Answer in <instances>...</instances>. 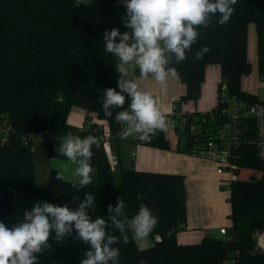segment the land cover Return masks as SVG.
<instances>
[{"label": "trees", "instance_id": "16d2710c", "mask_svg": "<svg viewBox=\"0 0 264 264\" xmlns=\"http://www.w3.org/2000/svg\"><path fill=\"white\" fill-rule=\"evenodd\" d=\"M234 7L235 13L225 25L216 22L217 14L208 28L198 29V41L184 62L177 63L173 56L168 64L177 70L180 83L186 86L179 104L197 102L205 81V67L210 64L220 67L222 82L217 93L224 83L226 96L249 102L258 100L255 94L241 89V80L252 69L247 58V26L254 24L258 73L264 85V0H239ZM125 12L120 0H0V222L9 227L19 223L23 212L37 202L67 204L76 209L88 192L96 196L93 207L87 210L91 218H104L107 233L120 238L113 245L120 251L119 264H139L141 259L146 264H230L231 260L236 264H264V251L255 237L264 232V170L257 159L253 130L242 138L241 164L259 176L249 174L250 178L229 184L231 226L223 238L205 235L197 243H178L177 234L186 224L187 192L182 175L126 167L119 169V179H115L105 151L106 134L116 140L169 149L164 130H158L146 141L118 137L115 115L129 107L127 94L123 109L113 108L110 119L105 117L100 102L105 89L119 91L115 68L118 58L105 51L104 33L113 28L121 33L130 31L122 20ZM204 45L211 51L196 60V52ZM133 76L140 77L138 67ZM72 107L96 114L98 120L106 122V129L97 124L81 129L70 126L67 120ZM205 113L194 111L189 117L198 123ZM217 118L212 122L207 118L195 133L178 128L175 132H183L185 142L176 150L198 154L201 145L215 135L220 124ZM68 132L99 140L100 146H93L90 161L95 169L94 181L78 191L71 181L56 179L61 170L50 169L48 185L38 186L33 152L23 142L33 145L35 137H40L48 160L63 159L65 156L55 149ZM138 194L141 200H137ZM119 197L126 205L129 220L141 203L158 218L148 235L153 240L157 238L153 246L139 248L130 229L126 230L129 242H123L121 232L108 219L107 210L109 204L116 206ZM48 243L51 249L37 254L40 264H81L89 248L76 239L74 228L62 242L55 240L53 232Z\"/></svg>", "mask_w": 264, "mask_h": 264}, {"label": "clouds", "instance_id": "9594fccd", "mask_svg": "<svg viewBox=\"0 0 264 264\" xmlns=\"http://www.w3.org/2000/svg\"><path fill=\"white\" fill-rule=\"evenodd\" d=\"M126 12L122 17L124 26L130 31L121 33L113 28L105 31V51L118 58L116 71L119 74L117 86L104 90L101 103L105 117H112V109L120 108L130 98L129 107L115 115V120L124 127L119 133L122 139L135 136L146 141L158 130H166L168 122L160 111L156 100L147 91L140 89L136 78H129L130 73L138 67L140 77L150 76L163 83L169 76H177V70L168 67L174 56L177 63L187 59V53L200 36L198 29L208 28L213 18L223 26L235 13L239 0H120ZM119 38V42H117ZM211 51L207 45L195 54L201 60ZM99 148V140L92 135L84 138L68 132L55 151L67 157L75 164L74 179L71 185L78 191L92 183L91 159L93 146ZM67 166L58 171L56 179L65 180ZM84 200L76 209L67 204L60 206L48 202H37L30 210L23 212L19 223L11 227L0 222V264H40L37 254L51 249L48 243L55 232V240L62 242L66 236L76 231V239L89 245L81 264H119L120 251L113 245L120 238L109 235L107 222L102 217L92 219L88 209L93 207L96 196L86 192ZM137 200L141 196L137 195ZM78 200L79 198H75ZM125 203L121 197L113 208L108 205V219L117 228L125 244L129 242L126 230L134 232L136 238H146L158 223V218L147 205L141 203L139 210L131 220L125 212ZM139 264H146L141 259Z\"/></svg>", "mask_w": 264, "mask_h": 264}, {"label": "crops", "instance_id": "0c3cea01", "mask_svg": "<svg viewBox=\"0 0 264 264\" xmlns=\"http://www.w3.org/2000/svg\"><path fill=\"white\" fill-rule=\"evenodd\" d=\"M251 25H253V27L255 28L254 24H249L247 26V58L250 64H251L250 57H253L255 53H256V59H257V35H256V30L254 32V28ZM250 27H252L251 30H250ZM253 32L255 33L254 36H253ZM171 60L172 58L170 59L169 63L171 62ZM218 69L220 70L219 65H217L216 68L212 67L211 64L205 67V74L208 78L209 86L208 88H206L205 85H202L200 98H202L203 96H206L207 98H210L211 103H213V100L215 99L214 97H216L217 102H218V93H217L218 87L217 89H215L217 80L211 81L212 76L217 72ZM243 77L241 80V89L246 93H250L246 91L243 86V83H242ZM130 78H136L140 89L151 93V95L156 100L160 111L165 115H169L172 112V110L178 106H179V109L182 111V113H185V114H189L194 111L200 112L199 110H197L196 106L194 107L193 110H189V108L187 107L180 106L181 103L179 104V99L185 95L186 86L180 83L178 76H175V77L169 76L166 79V81L163 83H159L155 81V79L152 78L151 76L148 79H144L141 77H134L133 73L131 74ZM196 103L194 104L196 105ZM199 106H201L200 101H199ZM215 106L211 110H213ZM73 108L74 107H72L71 110H73ZM201 109H205V108H201ZM81 114L83 115V113ZM91 114H94V113H91ZM84 117L87 118L88 115H84ZM99 121L100 122H95V123L99 126H102L104 129H106L107 127L106 122L101 121V120ZM67 122L69 124L68 120ZM69 125L75 128L80 127V126H77L76 124H69ZM80 125H82V123ZM177 134H178V140H177L176 146L177 147L178 145L183 146L185 142V136L183 132H180ZM181 136H182V142H180ZM35 139L36 140L38 139L39 141H41L42 148H43L44 147L43 142L40 139V137H35ZM35 139H34V142H35ZM110 141L111 143L109 144ZM125 142L127 141L116 140L115 138H112L107 134L105 136V146L107 147L110 155L112 151L113 153H115L116 156H118V162H119L120 168L127 167L131 169L129 166V162H130V159H134V162L132 163L135 167V168L133 167L135 170L146 171V172H156V173L179 174L184 177V186L187 192L186 224L184 225L183 229L180 230L177 234V241L179 244L197 243L205 235H209L214 238H221L219 234V230L221 228H225L227 231H229L230 226H231L230 222L228 223L229 226L228 224H226L227 227L223 226V221H222L223 198L221 194L219 193L220 184L218 182V179L220 176L216 174V168L215 170L212 169L210 171H204L203 166H201L198 163V160L194 159L188 154H176V153H167V152H160V151H159L160 152L159 154L161 156V161L153 162L152 160H148L147 156L152 158L153 155L155 154L154 151L147 150L145 149V147L138 146V145L136 146L129 145L130 146V149H129L127 145H125ZM126 148L130 150L129 152L130 157L128 156V158L124 157L120 152L121 150L123 152L124 150H126ZM135 151H138V157ZM53 160H56V159L48 160V163H47V177L45 178V180L43 179L44 180L43 185H45V187L49 183V171L50 169H53L51 168L52 167L51 161ZM34 167H35V175H36L37 184L38 186L41 187V184H39L40 177L37 174L35 162H34ZM57 167H59L58 169L63 170V168L60 165ZM94 173H95V169H94L93 174ZM44 177H45V174H44ZM69 177H71V179H74L73 172L68 171L67 177L65 175V180L66 178H69ZM229 197H230V193H229ZM229 197H228V200H229ZM229 212H230V204H229V209L227 212L228 215H229ZM148 238L149 239L147 240L145 239V241H143L142 247L139 245V243L137 244L136 240L135 242L139 248L153 246L154 241H156L157 238H155L154 240L151 239L150 237ZM256 243L258 247L264 251V232L260 233L256 237Z\"/></svg>", "mask_w": 264, "mask_h": 264}, {"label": "built area", "instance_id": "2783aa9c", "mask_svg": "<svg viewBox=\"0 0 264 264\" xmlns=\"http://www.w3.org/2000/svg\"><path fill=\"white\" fill-rule=\"evenodd\" d=\"M77 3H84L97 0H74ZM264 18V17H263ZM226 84H222L218 92V102L214 111L205 113L200 118V122L192 121L189 114L175 107L169 115H165L169 127L176 131L178 128L184 130L187 128L189 132L198 131L201 124L205 123L207 118L210 122L217 118L220 124L216 127L215 135L208 138L201 145L198 155L212 161L216 166V174L218 176H227L223 179L224 185H229L232 181L241 180L243 172L247 171L241 162L243 161L242 138L252 130L255 132V150L257 159L264 170V95L256 102L237 99L236 97L226 96ZM217 116V117H216ZM250 123L252 125H250ZM119 125V133L124 127ZM120 135L118 134V137ZM135 136H129L133 138ZM23 146L30 148L33 152V145L25 140ZM250 178V175H248ZM221 236L227 235V230L221 228L219 230ZM259 234H256L257 237ZM230 264H236L231 260Z\"/></svg>", "mask_w": 264, "mask_h": 264}, {"label": "rangeland", "instance_id": "374dc122", "mask_svg": "<svg viewBox=\"0 0 264 264\" xmlns=\"http://www.w3.org/2000/svg\"><path fill=\"white\" fill-rule=\"evenodd\" d=\"M251 26L253 27V25H251ZM252 27H250V30L252 29ZM254 32H255V28H254ZM254 32H253V36L255 34ZM250 60H251V67H252L251 72H250V74L245 75L243 77V82L242 83H243V86H244L246 91H248V92H250L252 94H255V96L257 98L261 99L263 97V95H264V85H263L262 80L260 79V76H259V73H258L256 53H255V55H253V57H250ZM211 66L215 67V68L217 67L216 64H211ZM131 74L132 73H130L129 78L131 77ZM212 78H211V81L212 80L213 81L217 80L216 87H215V89H217L219 84L222 82L219 69L212 76ZM208 83H209L208 82V78H207V76L205 74V82H204L203 85H205V87L208 88V86H209ZM214 98L215 99L213 100V103H211L210 98H207L206 96H203L202 98H200V97L198 98L196 105L194 104V102L188 101V102L181 103L180 106L181 107H187V108H189V110H193L194 107L196 106L197 110H199L201 113H205V112L211 110L217 104V99H216V97H214ZM199 101L201 103V106H199ZM201 108H205V109H201ZM81 113H83V115ZM84 115H88V117L85 118ZM68 121H69V124H76L77 126H80V127H78V129H81L83 127H88L87 125H90V124H96L95 122H100L97 119L96 115L91 114L90 112H87V111H85V110H83L81 108H78V107H74L73 110H71V112L69 114ZM81 123H82V125H80ZM164 135L168 139V143H169V149L168 150H163V149L150 147V146L138 145V146L145 147V149H147V150L154 151L155 154L153 155L152 158L147 156L148 160H152L153 162L161 161V156L159 154L160 152L183 154V153L178 152L176 150L177 149L176 144H177V140H178V134L174 130H172L169 127V125H167L166 130H164ZM38 139L37 140L35 139V142L33 143V158H34L35 166H36V169H37V174L40 177L39 184H41L42 188H45V185H43V181L47 177V163H48V160H47V158H45L46 157L45 153H43L44 152V149H43L44 147L42 148L41 141H39ZM180 142H182V136L180 138ZM110 143H111V141L109 142V144ZM125 145H127V147L130 149L129 145L136 146L137 144H133L131 142H125ZM43 146H44V144H43ZM172 146H173V148H172ZM129 149L126 148V150H124L123 152L121 150L120 152H121V154L124 157L128 158V156L130 157V153H129L130 150ZM105 151L108 153V159L110 161V164H111V167H112V170H113V173H114V177H115L116 180H118L119 179V173L118 172H119V169H120L119 162H118V156H116L115 153H113L112 151H111V155H110V153H109V151H108L106 146H105ZM135 153L137 154V157H138V151H135ZM169 155H171V154H169ZM188 155H190L194 159L198 160V163L201 166H203V170L204 171H210L212 169L215 170L216 166H215V164L212 161H210V160H208L206 158H203L202 156H200L198 154H188ZM51 162H52V167L51 168H53V169H58L59 167H57V166H59V165L63 169H64L65 166H67L68 171L73 172L75 167H76L75 164H72L71 162L68 161L67 157H65L63 159H56V160H53ZM131 162H134V159H130L129 166H130ZM92 168H93V172H94V167H92ZM58 170H60V169H58ZM67 172H65L66 177H67ZM93 172L91 173L92 182L94 181ZM44 174H45V177H44ZM249 174H255V175L259 176L258 173H256V172H251L250 173V171L247 170V171L243 172L242 177L244 179H246ZM222 179H227V176L226 175L220 176L219 179H218V182L220 184L219 193L221 194V196L223 198V205H222L223 216H222V221H223V226L227 227L226 224H228L230 222V220L228 219V214H227L228 209H229V202H228V197H229L228 188H229V185L228 186L224 185ZM71 180H73V179H71V177H69V178H66L65 181H71ZM228 226H229V224H228ZM133 233L134 232H132V234ZM148 237L149 236H147L146 238H142V239L136 238V237H134V238H135L137 244L139 243V245L142 247L143 241H145V239L146 240L149 239ZM220 237L223 238V236H221V235H220ZM145 248H147V247H145Z\"/></svg>", "mask_w": 264, "mask_h": 264}, {"label": "water", "instance_id": "95a60500", "mask_svg": "<svg viewBox=\"0 0 264 264\" xmlns=\"http://www.w3.org/2000/svg\"><path fill=\"white\" fill-rule=\"evenodd\" d=\"M133 167H134V165H133V163L131 162V163H130V168L133 169Z\"/></svg>", "mask_w": 264, "mask_h": 264}]
</instances>
